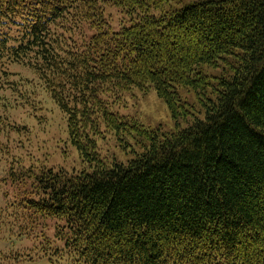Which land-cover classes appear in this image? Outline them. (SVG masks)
<instances>
[{"label": "trees", "instance_id": "trees-1", "mask_svg": "<svg viewBox=\"0 0 264 264\" xmlns=\"http://www.w3.org/2000/svg\"><path fill=\"white\" fill-rule=\"evenodd\" d=\"M171 2L0 0V73L21 61L39 74L84 163L19 172L5 218L42 256L13 263L264 264V0ZM131 76L174 126L143 129L122 160L102 154L99 130L118 142L126 123L99 93ZM47 218L53 239L36 232Z\"/></svg>", "mask_w": 264, "mask_h": 264}, {"label": "rangeland", "instance_id": "rangeland-1", "mask_svg": "<svg viewBox=\"0 0 264 264\" xmlns=\"http://www.w3.org/2000/svg\"><path fill=\"white\" fill-rule=\"evenodd\" d=\"M176 1L179 3H173ZM190 1L172 0L171 4L183 5ZM116 19L117 15H114ZM115 24L117 22H114L117 27ZM128 79L132 84H125L122 90L109 84L99 93L107 102L108 117L126 123L119 125L122 137L118 142L112 132L98 128V135L105 137L103 141L100 140L102 154L114 155L122 160L141 150L145 139L137 136L141 135L143 129L151 131L159 128L166 131L174 126L170 111L158 96L153 83L136 76ZM179 92L182 98L187 99L188 107L194 106L197 111H201L188 89L180 88ZM114 124L112 122L110 126ZM83 165L75 143L70 139L66 115L45 89L43 79L26 62L6 65L5 72L0 73V221H3V224L0 222V264H16L12 261L13 256L15 260H32L33 255L42 256L39 238L20 236L9 225L12 219L5 218V214L10 212V204L24 195V186L19 183V172L37 166H63L68 170H78ZM25 188H28L27 182ZM46 220L45 226L48 227L45 229L44 221H41L36 232L44 234L45 239H53L55 219ZM43 256L46 261L53 260L49 259L46 251ZM44 258L24 264H53Z\"/></svg>", "mask_w": 264, "mask_h": 264}]
</instances>
